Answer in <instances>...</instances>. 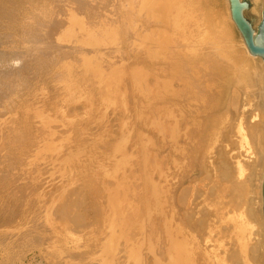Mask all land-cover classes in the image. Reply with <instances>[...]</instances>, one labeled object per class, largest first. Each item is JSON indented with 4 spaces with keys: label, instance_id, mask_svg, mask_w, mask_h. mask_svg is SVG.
I'll list each match as a JSON object with an SVG mask.
<instances>
[{
    "label": "bare ground",
    "instance_id": "1",
    "mask_svg": "<svg viewBox=\"0 0 264 264\" xmlns=\"http://www.w3.org/2000/svg\"><path fill=\"white\" fill-rule=\"evenodd\" d=\"M223 2L0 0V264H264V63Z\"/></svg>",
    "mask_w": 264,
    "mask_h": 264
},
{
    "label": "water",
    "instance_id": "2",
    "mask_svg": "<svg viewBox=\"0 0 264 264\" xmlns=\"http://www.w3.org/2000/svg\"><path fill=\"white\" fill-rule=\"evenodd\" d=\"M231 20L249 55L264 63V0H228ZM262 214L264 221V174L261 187Z\"/></svg>",
    "mask_w": 264,
    "mask_h": 264
},
{
    "label": "rangeland",
    "instance_id": "3",
    "mask_svg": "<svg viewBox=\"0 0 264 264\" xmlns=\"http://www.w3.org/2000/svg\"><path fill=\"white\" fill-rule=\"evenodd\" d=\"M212 1H213V4H215V7H216L217 10H220L222 12L225 11V6H224L223 0H212ZM230 33H231V38H232L233 43H235L237 46H239L240 40L238 38L237 32L233 28H230ZM261 66H262V68H264L263 65H261ZM230 92H232V87L231 86L223 88L224 95H223V98H222V107L220 109L221 113H223L225 111V109H227L226 108L227 107V101H228V99L230 97V94H231Z\"/></svg>",
    "mask_w": 264,
    "mask_h": 264
}]
</instances>
